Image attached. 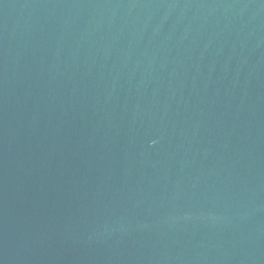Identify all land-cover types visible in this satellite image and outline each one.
I'll return each mask as SVG.
<instances>
[{"label": "water", "instance_id": "95a60500", "mask_svg": "<svg viewBox=\"0 0 264 264\" xmlns=\"http://www.w3.org/2000/svg\"><path fill=\"white\" fill-rule=\"evenodd\" d=\"M0 264H264V0H0Z\"/></svg>", "mask_w": 264, "mask_h": 264}]
</instances>
